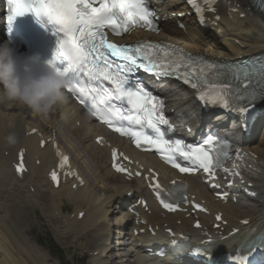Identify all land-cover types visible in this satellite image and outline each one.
<instances>
[{"label": "snow or ice", "instance_id": "obj_1", "mask_svg": "<svg viewBox=\"0 0 264 264\" xmlns=\"http://www.w3.org/2000/svg\"><path fill=\"white\" fill-rule=\"evenodd\" d=\"M189 2L192 3L193 0ZM8 3L12 5V14L7 17L9 24L16 15L31 11L37 17H46L50 23L57 26L54 30L62 33V38L58 39L53 60L48 63L64 77V88L71 92L92 116L110 127L115 122L124 121L129 125L147 124L154 130V136L141 135L132 131L131 127H116L114 130L122 135H131L137 147L141 146V141L153 146L161 152L162 159L182 173L202 169L205 173L214 175V169L220 163V151L215 147V144L219 143L217 138L208 136L197 146H186L181 140L172 142L166 139L161 125L169 126L170 122L163 114V101L145 90L138 81L132 80L131 74L140 68L159 77L179 73L181 68H184V75L178 78H182L185 84H190L197 90L202 85L208 86L206 90L198 91V98L204 104L234 110L227 87L218 85L215 80H209L204 75L205 69H197L190 56L181 57V62L178 63L168 52H164L165 60L161 61L158 59V53L163 49L158 43L138 44L135 47L117 45L105 36L106 27L117 35L121 34V31H127L134 24L153 29L155 13L151 10L148 0H99V6H94L97 0H8ZM261 6L264 7V0H261ZM107 53L124 63L117 64L114 68ZM54 62H59L62 67H55ZM189 68L191 72L188 71ZM233 79L245 82L243 88L237 83L238 93H243L242 98L246 104L240 112L247 113L256 102L264 101V64L251 70L247 67L241 68L233 74ZM105 81L110 87H105ZM114 101L126 102L127 109L118 107ZM41 143L43 144V141ZM177 154L184 160L191 161L192 166L183 167L177 163ZM223 154L227 155V152ZM113 158V167L117 171H126L116 163V150H113ZM63 160L66 162L67 158L64 157ZM20 170L21 166H18L17 171ZM51 177L53 181L57 180L55 172L51 173ZM175 183L174 181L173 184ZM160 188L161 185L157 183L155 189L160 203L168 210H175L174 203H168L162 198L158 190ZM195 207L199 208L200 205ZM258 245L264 246L260 244L259 239L252 242L248 250L249 255ZM197 253H200L199 249ZM247 260L248 255L235 257L236 264H245Z\"/></svg>", "mask_w": 264, "mask_h": 264}, {"label": "bare ground", "instance_id": "obj_2", "mask_svg": "<svg viewBox=\"0 0 264 264\" xmlns=\"http://www.w3.org/2000/svg\"><path fill=\"white\" fill-rule=\"evenodd\" d=\"M177 1L178 0H172L169 3H165L162 5V8L167 13V15L171 12L176 13V9L180 7ZM234 9L237 10L234 11ZM240 13H245V16L240 17ZM219 23L221 24L223 29L222 41L220 39H217L212 33L205 32H202V38H195V36L198 34V29L193 25L187 27L188 35L192 36L193 40H195H191L189 45L185 43L187 45V48L192 51L200 52L202 54L205 53L208 55H212V52H210V48L218 47V45H221V42H223L224 47L221 45L219 49H222V51L224 52L226 51L233 57L237 55H244L256 52L258 53L264 51V19L257 12L251 13L247 11L242 0H228V3L225 8L220 12ZM163 27L164 38L178 42L185 41L186 36L176 27L174 18H172L171 16L170 18H167L164 21ZM177 100L178 99L175 98L173 102L177 104ZM13 104L14 101H8L7 99L0 97V259L3 260L2 264H48V254H46L39 248L37 249L32 240H30L17 230L16 225L10 218L13 214L10 208L12 207V204L16 203L17 201H24L26 203L35 204L36 198L40 197L41 194L45 192V189L43 192H40V188L42 187L56 190L47 191L49 193V197L52 200L48 204V208L52 205L55 206V198L61 199L63 197L66 186H60L58 189H54L52 188L51 184L46 180L48 160L52 157V153L47 148L43 150L38 149V144L41 139L36 137V135H31L27 138H24V134L28 132L32 127H36L35 125H39L37 127L42 133L46 135L51 134L53 131L58 132V130L56 125H54L55 121L51 118L50 120L53 122L51 124L52 128H50L49 130L46 129L44 132L43 125L37 123V120H35V118L33 117H38L42 114L34 113L30 115L27 113L28 108L26 106L17 102L16 105ZM54 110H57L58 112L62 110L64 111V121H66L63 122L64 125L70 124L71 126V124H74L77 120H79L82 124H85V131L90 130L92 147H94L97 151H102V159L99 162L101 163V167L103 169L107 168L106 180L109 182L102 183L103 186L101 185V187H103V192L98 195H96L95 192L89 187L86 190H80L79 193L77 191H74L75 193H77V195L73 198H76L77 201L76 203L73 201V203H75V206L80 208V210H84L85 214L83 218L79 221H76L74 219L73 223L74 229L78 230L79 232L78 237L85 236L91 238L86 244V248L89 249V251L100 249V251L103 252L105 249H102V246H98L100 245L99 241L103 240L102 238L104 232L109 230L110 223L108 221V217L112 214V217H115L120 212L117 210L110 211V207H112V204L104 208L103 203L108 199H111L114 195L119 194L120 192L125 190L124 185H122V177L113 173L109 168V149L99 148L93 142V139L95 137L94 131L99 130V126H95L91 122H88L87 118L83 115L80 109L77 106L69 103L67 98L64 102L57 103ZM26 113L27 117H29V121H27ZM49 113H53L54 117V111H51ZM30 117H33L34 119H30ZM22 122H24V125ZM53 126L55 129L53 128ZM5 130L6 133H4ZM10 134L16 137L15 144L10 145L7 143L6 137ZM87 136L88 134L86 132L85 137ZM46 137L47 136H45V138ZM75 139H79V141H82L83 137L81 136ZM24 141L25 143H23ZM255 144L257 146H252V149L258 157L256 159L252 158L249 163L252 164V166L256 169L261 171V173L264 175V171L262 170V167H264V139H258ZM23 145H25L27 149V163L29 165L30 170L24 179L19 180L14 175L9 163L7 162L6 156H4V152L7 151L10 157H14L17 148ZM121 145L125 150L129 151L132 156L136 159L142 161H151L154 163L156 162L151 154H140L130 148L126 143H124V141H121ZM64 149L74 154V149L69 151L68 146ZM100 152L98 153L100 154ZM36 153L44 155L46 159V161L40 160L39 166L34 165L33 156ZM92 153L94 154V152ZM103 160L105 161L107 166H105ZM136 169H138V167H136ZM108 174H110L111 176L108 177ZM248 174L250 179H252L251 174ZM188 179L191 182V190L194 193L198 194L199 196L208 195L204 187L198 182L195 177H189ZM115 180H117L120 184L118 185L115 183H110ZM119 180L122 182H120ZM113 186L117 187L118 189H115V187ZM29 187H34V193H30ZM61 192L63 193L61 194ZM244 203L245 202H242L240 203V205H233L231 203H227L225 206L219 207L224 211V214L227 217L228 221H230V223H234L237 218L255 216V213L250 210L249 206L243 208L242 205ZM263 206L264 205H262L261 207ZM261 215L262 211L259 212V216ZM179 219H181L182 228L190 229L191 219L189 217L182 216L179 217ZM98 222H101V224L98 225ZM228 226H231V224H228L227 227ZM84 230L86 231V233L83 236ZM113 236H115V234ZM8 244L10 245L9 248H11V245H13L15 251L10 252L11 249L8 251L6 249V246ZM110 254L111 253H109L108 255L109 258H106L104 260H100L97 257H94L95 263L122 264L123 261L121 259V253H118L116 251L113 254L115 256L114 261L111 260ZM142 262H145L146 264L148 260L145 259Z\"/></svg>", "mask_w": 264, "mask_h": 264}, {"label": "rangeland", "instance_id": "obj_3", "mask_svg": "<svg viewBox=\"0 0 264 264\" xmlns=\"http://www.w3.org/2000/svg\"><path fill=\"white\" fill-rule=\"evenodd\" d=\"M163 24H164V22H163ZM159 37L164 38L163 34L160 35ZM211 51L213 53H216L215 48ZM181 96H185V93L182 92ZM13 105H16V102H14ZM60 112L64 113L63 110ZM62 113L55 112V114H54L55 115V121L57 123V127H60V125H61L60 124L61 118L65 117ZM32 114H34V112H32L30 115H32ZM42 115L38 116V117H36V116H33V117L35 118V120H38V122H39V119L41 120V122H43L46 119L43 118ZM47 116H49V118H53V113L52 114L49 113V114H47ZM26 117H27V113H26ZM33 117H30V119H34ZM27 121H29L28 117H27ZM22 123L24 125V122H22ZM52 123L53 122L51 120H48V119L44 123H42V125L44 127V132L46 129L49 130L50 128H52V126H51ZM35 126L37 127L39 125H35ZM53 128H54V126H53ZM62 128L63 129H61V128L59 129V133L64 136L62 139L64 145L67 143V139H69L71 137L70 135H72L73 139L81 137V136H79V137L76 136L77 129L74 126H70V124H67V125H65V128L64 127H62ZM87 137H83L82 141H84ZM74 145H76L74 148L71 147ZM71 146L68 145L69 151H71L73 149L76 150V151L74 150V154L72 153L74 161L80 167V169H82V171L88 176V178L90 179L92 184H94V180H93L94 177L101 175V172H102L103 176L102 175L99 176L102 179V181H99V182H101V183L109 182L106 180V169L107 168L103 169L101 167V163L99 162V154L97 152H100V151H97L94 147H92V144H90L89 139H86L84 141V143H81L79 140H76L75 142L72 141ZM94 151H97V152H94ZM91 152H94V154H92ZM101 152H100V154H102ZM40 160L46 161L45 156L40 155ZM103 162L105 163L104 160H103ZM100 170H101V172H100ZM110 176L111 175L108 174V177H110ZM115 181H117V180H115ZM115 181L110 182V183H115ZM120 182H122V181H120ZM113 187H115V186H113ZM44 189H45V191H56V190H52L50 188L42 187V188H40V192H43ZM115 189H118V188L115 187ZM62 193L63 192H61V194ZM96 195H98V194H96ZM42 196H43V194H41V196L39 198H41ZM45 196H47V194ZM41 202H44L43 206H40V205L33 206V203L32 204L27 203V206L20 210V211H22V213L18 214L17 216L14 215V213L19 212V209H18L19 204H22L24 202L17 201L16 203L12 204V207L10 209L12 210V213H13L11 215L13 217V219L12 218L11 219L14 222V219L16 217H18L14 222V224L17 227V230L20 233L23 232L26 237L37 240L38 242H40V240H43L42 241L43 248L48 249V247L51 246L52 247L51 249L53 251H56L57 249L55 246H58V248L61 249V250L59 249L61 252L60 258L65 263H69V264H90L89 262H85V261L79 262V259H80L81 255L83 254V246L87 243L86 242L87 238H85L84 240H76L75 238H73V235L66 237V235L61 234V232L57 233L56 231H57V228L59 227L58 224L48 221V218H47L46 213H45V210L47 209V206H48V199L43 198L41 200ZM58 202L60 203L61 211H65L66 209H68V211L70 210V208L68 207L69 204L65 200H61ZM254 203L256 204L257 202L254 201ZM255 209H258L257 205H255ZM20 229L22 230V232ZM50 239L52 240L53 243H51ZM9 247H10V245L8 244L6 246V249L8 251L10 249H11L10 252L15 251V248L13 245H11V248H9ZM127 250H130V247H127L126 251ZM124 252H125V250H124ZM50 253L53 254L51 251H50ZM134 256L137 257L138 255L136 253H134ZM130 259L133 260V257ZM94 261H95V258H94ZM2 262H3V260L0 259V264H2ZM6 264H8V263H6ZM59 264H60V261H59Z\"/></svg>", "mask_w": 264, "mask_h": 264}, {"label": "clouds", "instance_id": "obj_4", "mask_svg": "<svg viewBox=\"0 0 264 264\" xmlns=\"http://www.w3.org/2000/svg\"><path fill=\"white\" fill-rule=\"evenodd\" d=\"M64 83V77L48 62L41 65L35 55L21 58L9 42L0 43V97L46 115L65 101ZM6 141L15 144L16 137L10 134Z\"/></svg>", "mask_w": 264, "mask_h": 264}]
</instances>
